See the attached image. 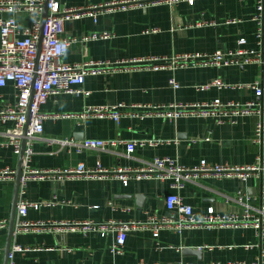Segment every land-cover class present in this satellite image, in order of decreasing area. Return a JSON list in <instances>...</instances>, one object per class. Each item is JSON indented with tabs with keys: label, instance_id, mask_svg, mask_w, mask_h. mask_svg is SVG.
I'll list each match as a JSON object with an SVG mask.
<instances>
[{
	"label": "crops",
	"instance_id": "0c3cea01",
	"mask_svg": "<svg viewBox=\"0 0 264 264\" xmlns=\"http://www.w3.org/2000/svg\"><path fill=\"white\" fill-rule=\"evenodd\" d=\"M56 1L64 8L86 7L111 0ZM259 1L263 4L262 10L257 8ZM259 14L260 25L264 26V0H197L193 5L181 1L174 6L160 3L148 7L114 8L100 12L95 18L85 16L65 21L62 35L73 39L62 57L67 63L88 59L115 62L136 57L169 58L180 53L228 51L239 46L237 40L240 37L246 39L243 48L260 51L261 59L219 67L142 68L87 75L82 85L87 94L59 93L41 105L44 112H67L74 116H50L44 120L43 132L33 143L28 165L33 169H66L79 162L88 167L99 162L108 169L135 168L156 156L171 157L185 166L196 165L202 158L212 164H258V159L264 158V131L260 141H253L258 114L237 117L233 124L228 116L221 123L214 117L151 115L140 118L132 114L137 110L132 106L121 111L118 121L109 116L88 114L85 110L90 106L117 103L158 105L216 98L245 103L255 99L250 87L200 90L197 86L218 77L230 85L259 82L264 88V35L259 42L256 37L258 24L253 19ZM10 15L24 26L31 23V17L23 11L0 14V19ZM227 19L234 21L227 22ZM104 30L110 33L109 38L81 42L83 35ZM170 78H174L179 87H170ZM14 95L12 83L0 87V105L11 103ZM257 100L264 108V93ZM2 124L0 121V130L6 126ZM48 137L70 138L75 142L84 138L158 139L160 142L137 145L130 153L124 144L106 151L83 149L76 152L74 146L47 141ZM18 162L19 154L9 146H0V169L14 170L12 177L0 180V219L6 220V226L0 229V264L6 258L4 249ZM263 189L264 165L245 180L206 176L178 189H172L168 179L156 177L129 180L126 184L112 176L29 179L22 197L31 202H50L49 205L29 208L25 221H146L149 216L160 217L167 213L164 197L170 192L178 193L192 206L196 215H204L211 207L219 215L241 216L243 207L230 197L234 198L240 191L253 207H257L264 204ZM115 238L114 232L101 236L96 232L57 233L45 229L13 231L7 264L250 263L256 261L261 251L264 252V237H259L251 227L161 229L156 237L150 230L131 229L121 253L110 251ZM16 244L23 249L12 250Z\"/></svg>",
	"mask_w": 264,
	"mask_h": 264
},
{
	"label": "built area",
	"instance_id": "2783aa9c",
	"mask_svg": "<svg viewBox=\"0 0 264 264\" xmlns=\"http://www.w3.org/2000/svg\"><path fill=\"white\" fill-rule=\"evenodd\" d=\"M193 5L197 0H111L86 7L61 8L56 0H0V14H16L20 11L31 17L29 26L22 25L14 16L10 15L0 19V87L12 83L15 88L14 100L11 103L0 105V121L6 125L0 130V146L11 147L12 151L19 154L22 140H25L23 151V170L19 179V194L16 202V221L14 233L22 230L45 229L52 232H81L99 233L101 236L114 232L115 243L110 251L121 253L126 235L131 229H146L158 236L161 229L181 231L195 227H251L259 237H264V204L253 207L249 198L238 191L232 200L243 207L241 216L219 215L213 208H209L204 215H196L191 205L184 202L176 192H170L164 197L167 213L160 217L149 216L146 221H117L109 219L95 222L92 220H57V221H25L24 217L29 208L40 205H49L50 202H31L22 197L24 187L29 179H44L53 177L58 179L74 177H116L124 184L129 180H141L150 177L168 179L172 189L183 187L187 182H195L198 178L213 176L216 178L238 177L245 180L250 174H256L264 165V158L258 159V164L248 166L209 163L200 159L196 165L185 166L168 156H156L145 161L141 167L105 168L99 162L94 167H88L84 162H79L75 167L66 169H33L28 165V160L33 152V143L43 132V122L48 117H70L72 113H47L41 110V105L52 96L59 93L87 94L82 85L87 75L111 73L118 71H133L142 68L158 70L162 68H177L187 66H227L232 64H246L261 59V52L256 49H246L244 37L237 40L238 47L228 51L215 50L212 53H180L172 57H136L122 59L115 62L107 60H84L79 63H67L62 57L68 52L70 37L63 36L64 23L73 19L91 16L95 18L100 12L111 9H127L132 6L148 7L155 4L166 3L174 6L179 2ZM262 2L257 8L262 10ZM44 7L47 15L42 23ZM259 16L253 19L257 22L256 37L259 42L264 35V26L259 22ZM234 19H227L233 22ZM154 31V29H151ZM111 35L108 31L90 32L81 37V42L93 39H106ZM264 80V72L262 74ZM172 88L179 87L174 78L169 79ZM211 87H250L254 90L255 99L240 103L219 98L203 102H170L168 104H139L127 106L123 103L104 104L87 107L85 112L99 117L109 116L118 121L121 111L131 106L133 115L140 118L156 115L166 118L214 117L221 123L224 117H229V122L235 124L236 118L258 114L259 120L255 125L254 142L261 139L264 131V108L257 98L264 93V88L259 82L239 83L230 85L220 78L197 86L200 90ZM131 114V112L129 113ZM63 145H72L76 152L83 149L111 150L119 144H124L128 153L134 148L144 145H155L158 139L124 140L121 138H84L75 142L70 138H46ZM14 170L7 167L0 169V180L12 177ZM264 193V189H263ZM6 226V220L0 219V229ZM22 246L14 245L12 250H22ZM9 259L12 253H9ZM138 264H147L139 262ZM175 264H202L191 261H178ZM207 264H220L211 262ZM225 264H264V252L261 251L256 261H230Z\"/></svg>",
	"mask_w": 264,
	"mask_h": 264
},
{
	"label": "water",
	"instance_id": "95a60500",
	"mask_svg": "<svg viewBox=\"0 0 264 264\" xmlns=\"http://www.w3.org/2000/svg\"><path fill=\"white\" fill-rule=\"evenodd\" d=\"M47 15V9L44 7L43 11V16H42V23L45 20V17ZM25 147V140H22L21 143V148L19 152V162L17 169L15 171V181H14V186H13V191H12V196H11V203H10V217H9V222H8V228H7V238H6V244H5V254L6 258L3 264H7V254L10 251V246H11V237H12V232L14 229V221H15V210H16V202L18 199V194H19V179L22 174V165H23V151Z\"/></svg>",
	"mask_w": 264,
	"mask_h": 264
}]
</instances>
